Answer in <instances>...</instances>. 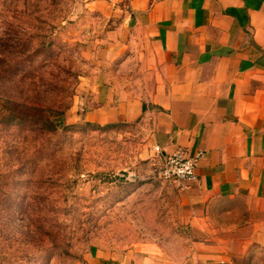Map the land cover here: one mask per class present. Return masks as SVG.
Returning a JSON list of instances; mask_svg holds the SVG:
<instances>
[{"label": "rangeland", "instance_id": "rangeland-1", "mask_svg": "<svg viewBox=\"0 0 264 264\" xmlns=\"http://www.w3.org/2000/svg\"><path fill=\"white\" fill-rule=\"evenodd\" d=\"M103 13L85 0H0V264L128 253L182 264L190 253L181 190L157 174L148 120L84 115L100 87L142 85L110 53L119 21ZM246 262L264 264V250Z\"/></svg>", "mask_w": 264, "mask_h": 264}, {"label": "crops", "instance_id": "crops-1", "mask_svg": "<svg viewBox=\"0 0 264 264\" xmlns=\"http://www.w3.org/2000/svg\"><path fill=\"white\" fill-rule=\"evenodd\" d=\"M85 1L119 21L108 48L142 85L138 95L100 87L84 115L98 124L144 116L153 149L201 152L179 193L192 242L182 264H248L264 250V0Z\"/></svg>", "mask_w": 264, "mask_h": 264}, {"label": "built area", "instance_id": "built-area-1", "mask_svg": "<svg viewBox=\"0 0 264 264\" xmlns=\"http://www.w3.org/2000/svg\"><path fill=\"white\" fill-rule=\"evenodd\" d=\"M153 150L159 161L157 174L164 182L172 183L179 190H183L195 181V168L202 158L201 152L189 156L181 150L170 154H161L157 147Z\"/></svg>", "mask_w": 264, "mask_h": 264}, {"label": "trees", "instance_id": "trees-1", "mask_svg": "<svg viewBox=\"0 0 264 264\" xmlns=\"http://www.w3.org/2000/svg\"><path fill=\"white\" fill-rule=\"evenodd\" d=\"M54 127H51V128H49L50 130H52Z\"/></svg>", "mask_w": 264, "mask_h": 264}]
</instances>
